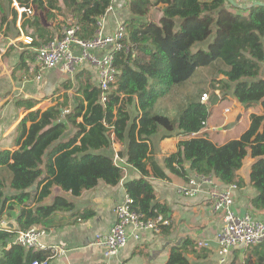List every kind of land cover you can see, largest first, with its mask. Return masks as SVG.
I'll return each mask as SVG.
<instances>
[{
    "label": "trees",
    "instance_id": "1",
    "mask_svg": "<svg viewBox=\"0 0 264 264\" xmlns=\"http://www.w3.org/2000/svg\"><path fill=\"white\" fill-rule=\"evenodd\" d=\"M14 2L34 11L30 17L23 14L21 28L40 46L61 37L65 27H78L80 39L95 38L99 19L112 4V0H0V33L6 25L8 38L13 24L18 39ZM154 7L160 11L150 18ZM129 10L133 19L125 23L123 42L130 48L115 54L118 75L107 101L102 102V89L91 71L82 68L56 90L64 92L63 102L23 115L14 145L0 150V264L41 263L53 257L51 252L15 244L18 232L33 227L49 231L56 227L57 214L74 209L63 195L48 203L55 189L79 197L100 182L118 185L124 169L112 156L99 153L113 143H127V163L141 173L139 179L125 184L134 209L146 219L160 214L167 218L169 209L157 202L151 179L169 176L152 156L150 141L160 130L190 136L205 129L211 116L209 101H201L205 91L200 84L198 89L189 86L201 80L197 76L203 70L213 71L209 90L215 96L219 91L223 99L234 97L248 108L264 107V7L244 10L228 0H129ZM22 54L21 62L25 55L35 59L30 49ZM183 92L187 99L177 118L160 113L158 105L168 95ZM15 104L25 112L33 110L37 101L18 98ZM132 106L134 117L129 111ZM250 120L239 139L222 146L206 136L181 141L178 151L164 159L165 168L185 181L190 173H197L243 188L247 183L238 172L251 157L249 181L258 195L250 205L252 212H264V115L252 114ZM119 156H124L122 151ZM94 214L90 209L78 213L81 220ZM12 220L15 230L2 227ZM190 246L196 251L190 239L173 247L166 264H190ZM210 250L202 248L204 253ZM244 252V264H264V245Z\"/></svg>",
    "mask_w": 264,
    "mask_h": 264
},
{
    "label": "crops",
    "instance_id": "2",
    "mask_svg": "<svg viewBox=\"0 0 264 264\" xmlns=\"http://www.w3.org/2000/svg\"><path fill=\"white\" fill-rule=\"evenodd\" d=\"M16 3L17 2H14L13 4L15 9L17 7ZM159 11V9L154 7L149 15L151 16L153 13ZM33 15L27 14V17ZM131 19H133V16L129 10V0H112V4L106 14L99 19V28L97 32L101 30L105 34H113L120 25L125 26V23ZM22 23L23 14L18 12L16 27L22 35L19 37V40L25 36L21 28ZM11 25L13 26V24ZM13 28L15 27L13 26ZM2 31L5 33L6 25ZM7 39L10 38L8 37ZM34 46L37 47L40 45L34 44ZM21 51L22 50H20V53ZM30 51L34 52L32 49ZM22 55V53L18 55V65L14 64L16 68L12 67V69L8 68L0 59V96L3 98L1 101L6 99V102H8L12 95L17 99H35L37 101L35 108L31 111H25L22 113L23 115H28L37 109L45 111L49 107L63 102L64 92L56 93V90L63 82L68 79H73L75 74H64L59 69L47 71L43 75L40 72L35 74V71L33 70L32 72V69L34 66H38L36 59L29 60L27 59L28 55H25L26 58L24 62H21ZM12 63H14V61H12ZM24 67L26 71H29L28 74L32 75V77L35 75L31 83L28 81H18L19 79H17L21 74V69ZM82 68L90 70L95 82L99 85L95 68L90 64H85ZM15 69H17V71H15ZM39 75H41L40 79H38ZM206 82L207 80L202 79L198 82H194L193 80L189 86L198 85L196 86V89H198L200 85H204ZM40 91L43 92L37 94L40 93ZM44 92L45 95L49 92L50 96L44 97ZM7 93H10V95L7 96ZM205 93H208L211 99L212 96H215L209 91H205L203 94ZM186 95L187 94L184 92L179 96H173V94L168 95L165 101L158 105V108H161L162 111L160 113L172 119L177 118L185 107ZM189 95L191 96L192 93ZM219 97L222 98L221 95ZM230 99L238 106L245 105L239 103L234 97L230 96ZM226 102L227 100H220L217 106H210L209 104L211 116L207 121L205 129L198 134L189 136L180 131L168 132L166 130H160L151 137L150 145L152 156L169 176L168 180L151 179L157 193V202L166 204L170 212L167 217L169 225L165 226L161 233L157 234L143 231L140 233V239H136L133 236L134 230L130 228L128 230L129 240L126 247L121 249L118 254L114 256H106L104 250L93 244L97 236L108 234L115 224V208L127 195L125 184L128 181L137 180L141 177V173L127 163V143H113L109 149H103L99 151V153L112 156L117 165L124 169L123 180L118 185L110 186L100 182L95 189L85 191L79 197H74L71 193L65 194L62 193L60 189H55L53 196L48 200V203H50L56 195H63L73 202L75 207L71 211L57 214L55 218L56 227L51 228L47 236L42 239L44 244L52 246L51 249L45 251L51 252L53 255V257L48 260L47 264H166L171 249L183 244L186 239L192 240L197 245L196 251H191L192 248L191 246L189 247L187 256L190 264H222V256L218 249L217 236L223 226V218L221 214L216 213L213 209V203L207 193L208 187L204 186L196 196H184L180 194L179 189L189 188L190 180L197 175V173H190L189 181H185L167 171L164 159L178 151L181 141L189 140L196 136H206L218 146L239 139L249 129L251 124L250 116L252 114L264 115L263 105L259 104L255 110L251 107V112L249 113L240 112L238 115L234 116V114L226 111L228 106H224ZM131 114L132 117L136 114L133 113V109ZM21 121L22 119L17 123L15 129H17ZM79 121H81V119ZM226 126L229 127L226 128ZM16 135H12L14 136V138H12L13 142L16 140ZM9 136L10 135L3 138L0 137V143L4 141V138L9 139ZM0 145V150L10 149L13 146L9 144L5 148H2L3 143ZM120 151L123 152V157L119 156ZM253 161L251 157L247 158L244 161L242 169L238 172L240 176L245 179L247 185L233 192V208L237 212H251L255 214L259 220L264 222V212H252L253 208L250 205L251 200L258 195V191L249 181V173ZM189 167L190 164H187V168ZM215 179L222 187L226 186V184L221 182L217 177ZM86 209L93 210L95 214L87 220H81L78 213ZM13 222L15 223V221ZM15 225L17 227L16 223ZM205 246L211 249L208 253L202 252V248H205ZM59 248L65 252L60 254ZM246 248L248 247L240 246L232 249L227 258L228 263L226 262L225 264H244V251Z\"/></svg>",
    "mask_w": 264,
    "mask_h": 264
},
{
    "label": "built area",
    "instance_id": "3",
    "mask_svg": "<svg viewBox=\"0 0 264 264\" xmlns=\"http://www.w3.org/2000/svg\"><path fill=\"white\" fill-rule=\"evenodd\" d=\"M20 14L33 15L34 11L27 8H20L16 3ZM78 27L63 29L61 37H55L45 45L34 46V38L23 36V43L31 48L35 53L36 62L40 68V73L59 69L64 74L74 75L85 64H90L95 68L98 75L99 86L102 89V102H106L118 75L115 65V54L124 49L126 36V26L120 25L113 34H105L101 30L96 33V37L90 40L80 39L77 33ZM1 59V55H0ZM41 75L38 76V79ZM211 96L205 93L201 97L203 103L209 101ZM214 176L202 174L195 175L189 182V188H180L179 193L184 196H196L205 186L207 193L213 203L216 213L222 215L223 226L218 233V248L222 256L221 263L228 261L229 253L237 247H251L264 245V222L259 220L251 212H237L233 208L234 191L238 189L236 184H228L222 187ZM134 199L126 195L116 208V222L110 232L99 235L93 244L104 250L106 256L117 255L125 248L128 240V230H134V238L140 239V233L148 231L161 233L163 227L169 225V220L162 214L154 219H146L142 213L134 209ZM48 231L33 227L27 231L18 232L14 243L27 249L35 251H46L52 246H47L42 239L46 237ZM65 251L59 248V253ZM33 264H47L45 262H34Z\"/></svg>",
    "mask_w": 264,
    "mask_h": 264
},
{
    "label": "rangeland",
    "instance_id": "4",
    "mask_svg": "<svg viewBox=\"0 0 264 264\" xmlns=\"http://www.w3.org/2000/svg\"><path fill=\"white\" fill-rule=\"evenodd\" d=\"M236 1L240 5H243V4L245 5L246 4L248 6H251V2H253L254 0H236ZM255 1H262V0H255ZM16 10H18L17 7H16ZM155 15H156V13H153L150 16V18L154 17ZM9 31H10L9 32V38L10 39H7V37L4 36L3 31L1 32V35H0V55H2L1 61H3L8 68L12 69V67H15L16 65H18V63H17L18 62V55L21 54L23 50H25L26 46H25L24 43H22L23 39H21V40L17 39V34H18L17 33V29L13 28V26L11 25ZM24 35L27 36V34H24ZM9 43H10V45H9ZM20 50H22L21 53H20ZM12 61H14V63H12ZM14 64H16V65H14ZM21 70H22V71H20L21 74L17 78V79H19L18 81H22V82L23 81H26V82L28 81V82L31 83L34 80L33 77L35 75L32 77V75L28 74L29 71L28 70L26 71L25 67L22 68ZM33 70L35 71V74H37V72H40V68L38 66H34L33 69H32V72H33ZM15 71H17V69H15ZM32 72H31V74H32ZM212 72L213 71H211L210 69L203 70L200 73V75L197 76L200 79L207 80V83H206L205 86L204 85L200 86L202 91L204 90V91L211 92V90H209V88H210V84L214 80V74ZM219 77H220L219 75H216V78H219ZM42 90H44V89H42ZM41 92H43V91H40V93H37V94H41ZM73 92H74V90H72L71 92L69 91V94H73ZM7 94H8L7 96L10 95V93H7ZM197 94L200 95V93H197ZM44 95H45V92H44ZM48 95H49V92L44 97H48ZM216 95L219 97L221 95V93L217 92ZM221 97H222V95H221ZM38 98H40V97H38ZM2 99H3L2 96H0V137L3 138V137H6L7 135H10L9 139L4 138V141H2L0 143V144L3 143L2 148H5L9 144L14 145L15 142L12 141V138H14V136H12V135H16V133H15L16 129L15 128L17 126V123L20 121V119L24 118V116L22 114L24 112L21 111L16 106L15 102H16L17 98L14 95L11 96V98L9 99L8 102H6V99L4 101H1ZM220 100L221 101L222 100H227L226 104L224 105V106L228 105L227 108H226V111L228 113L234 114V116L238 115L240 112H246V113L251 112V108L248 109V107L245 106V105L244 106L236 105L234 103V101L232 99H230V96L227 99L220 98L217 101V103L215 104V106H217V104L220 102ZM258 105L259 104L254 105L252 109L255 110ZM132 109H133L132 107L129 108V110L131 112H132ZM222 114H223V112H222ZM227 127H229V126H226V128ZM12 145H10V146H12ZM247 168H248V165H247ZM8 222H13V220L12 221H8ZM4 223H6V222H4Z\"/></svg>",
    "mask_w": 264,
    "mask_h": 264
},
{
    "label": "water",
    "instance_id": "5",
    "mask_svg": "<svg viewBox=\"0 0 264 264\" xmlns=\"http://www.w3.org/2000/svg\"><path fill=\"white\" fill-rule=\"evenodd\" d=\"M228 2L231 6H233L235 8H241L244 10L249 9L251 6H262V7H264L263 1H253V2H251V6H248L246 4L240 5L236 0H228ZM218 99H219V97L217 95L212 96V99L209 102L210 106H214L217 103ZM2 227L6 230H9V231H13L17 228L15 223H13V222L2 223Z\"/></svg>",
    "mask_w": 264,
    "mask_h": 264
}]
</instances>
